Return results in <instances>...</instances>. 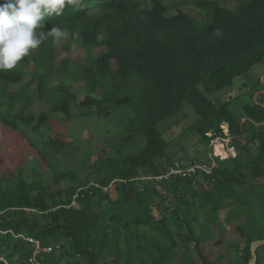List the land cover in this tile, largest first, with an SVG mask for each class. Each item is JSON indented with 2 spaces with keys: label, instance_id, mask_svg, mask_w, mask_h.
Instances as JSON below:
<instances>
[{
  "label": "trees",
  "instance_id": "16d2710c",
  "mask_svg": "<svg viewBox=\"0 0 264 264\" xmlns=\"http://www.w3.org/2000/svg\"><path fill=\"white\" fill-rule=\"evenodd\" d=\"M192 4L202 20L180 10L168 14L164 0H82L37 30L68 32L71 43L84 50L82 66L62 59L56 67L53 36H47L14 69L0 72V120L14 131L21 128V135L29 133L27 143L44 160L66 153L59 136L43 131L51 130L55 116L109 119L123 111L108 130L117 138L113 154L98 155L89 167L85 162L84 181L70 169L54 173L55 183L70 185L52 192L42 177L28 179L19 168L8 178L0 175V258L6 264H26L32 257L34 245L26 238L40 248L60 245L36 254L40 264L249 262L250 243L264 239V75L259 74L264 0H238L231 10L222 0ZM97 6L101 13L91 15ZM99 47L104 51L93 58ZM25 68H30L28 81L21 83ZM78 74L76 82H82L74 88ZM56 75L62 79L50 86ZM236 78L243 94L218 100ZM16 84L19 88L10 91ZM37 102H45L46 111L35 115L31 107ZM184 107L195 114L189 129L205 147L224 137L221 126L227 125L236 157L216 158L208 174L142 180L163 175L179 158L209 163L189 153L179 158L166 153L161 125ZM131 143L141 146L127 153ZM112 182L115 197L103 190ZM223 242V254L210 259L205 247ZM256 264H264V246Z\"/></svg>",
  "mask_w": 264,
  "mask_h": 264
},
{
  "label": "rangeland",
  "instance_id": "374dc122",
  "mask_svg": "<svg viewBox=\"0 0 264 264\" xmlns=\"http://www.w3.org/2000/svg\"><path fill=\"white\" fill-rule=\"evenodd\" d=\"M164 2L168 8V14H174L180 10L191 14L197 20H202V14L193 6L192 0H164ZM237 2L238 0H222V5L224 8L231 10L234 9ZM89 13L93 16H97L101 13V10L97 6L92 8ZM64 32L66 34L64 38L57 40L53 37L52 40L51 49L53 52L54 65L58 67L59 62L62 59H67L77 67L82 66L85 62L84 50L71 43L68 32ZM68 45L69 48H64ZM103 51V47L93 49L92 57L95 58ZM110 65L112 68L116 67L113 61H111ZM24 73L25 77L21 83L28 81L30 68H25ZM80 77L81 74H78L75 80L71 81L74 88L81 84V80L80 82H76L77 80L79 81ZM61 79V75H56L53 79L48 81V84L52 86L55 82H58ZM239 80L240 78L233 80L235 85L232 90L229 89L230 92L226 91L219 94L218 100L227 99L228 94H230V96L241 94L242 91L239 90V84L236 83L239 82ZM20 84L11 85L9 90H17ZM32 92V89H29L28 94H31ZM77 98L78 100H81L83 96L80 94ZM255 98L256 97L254 96V99ZM242 102L243 100L239 101L240 104ZM240 104H234L233 109L239 112ZM18 108L19 106H16L15 109ZM71 110L73 114L78 113L74 107H72ZM45 111V102H37L31 107V112L35 115ZM125 111H127V114L129 113L128 109ZM122 112L123 111L114 113L109 119L99 118L100 120L94 116L78 118L72 117L66 120H62L60 116H55L49 122V129L51 130L43 131L45 135L49 134L53 137L59 136L66 145V153L61 157L47 155L45 160L44 158L41 159V157H39L27 143L26 137H31L29 133L25 134L26 136L21 135V128L14 131L5 126L0 120V175L8 178L19 168L28 179L31 176L42 177L44 182L50 185V191L52 192L63 190L70 185V183L66 180L61 181L60 183H55L53 181L54 173H61L70 169L74 171L79 181H84L87 170V166L83 165L85 162L89 167V164L93 162L98 155H105L107 153L113 154V150H115L117 145V138L115 135L108 134V130L110 128H114L113 126H115L114 124L118 122V118L122 116ZM195 120V114L191 111V109L184 107L179 114L161 125L160 131L165 140L168 142L166 152L168 156L179 158L183 155V153H189V157L198 161H205L206 159L210 161L209 156L212 150V140L205 147L201 143L198 136L189 129V126ZM221 130L224 136L225 133L228 134L227 125L223 124L221 126ZM224 140L227 141V138L224 137ZM140 146L141 144L138 145L136 143H131L125 151L127 153H134L140 148ZM43 150L46 152L44 146ZM113 189L114 187L108 189L110 190L109 195L112 197L115 194V190ZM73 206L77 207L76 204H73ZM224 237L234 241L233 235L231 236L227 234ZM221 240L223 241V237ZM225 244L226 243L223 242L219 247L209 245L205 247L204 250L207 251L210 259H213L223 254L225 251ZM105 258L106 257L103 256L101 260H104Z\"/></svg>",
  "mask_w": 264,
  "mask_h": 264
},
{
  "label": "clouds",
  "instance_id": "9594fccd",
  "mask_svg": "<svg viewBox=\"0 0 264 264\" xmlns=\"http://www.w3.org/2000/svg\"><path fill=\"white\" fill-rule=\"evenodd\" d=\"M81 3L82 0H0V72L14 69L47 36L64 38L65 32L58 27L46 32L37 30L46 26L49 18Z\"/></svg>",
  "mask_w": 264,
  "mask_h": 264
},
{
  "label": "built area",
  "instance_id": "2783aa9c",
  "mask_svg": "<svg viewBox=\"0 0 264 264\" xmlns=\"http://www.w3.org/2000/svg\"><path fill=\"white\" fill-rule=\"evenodd\" d=\"M255 97H257V95H255ZM207 135L211 136L210 133H208ZM224 137L227 138V141L224 140ZM224 137H215L212 139L211 142L212 150L209 156L210 159L209 163H198L195 162L194 160L179 158L174 160L170 166L166 167V172L163 175L157 177L146 176V177H142L141 179L145 181L160 182L163 180H168L172 176L186 179V177H190L196 174L198 171L206 174L210 173L211 168L215 166L214 160L216 158L220 160H225V159H234L236 157L235 147L231 144L228 134L225 133ZM217 147L220 148L221 152L216 151ZM111 187H114L113 182L109 185L108 188L103 190H108ZM113 190H115V187ZM108 191L110 192V190ZM26 240L32 242L34 245L33 255L30 259H28L26 264H40L35 257L36 254L40 252L49 254L52 252V250H60L59 244L45 248H40L39 243L37 241H34L30 238H26ZM0 260L6 264V261L4 259L0 258Z\"/></svg>",
  "mask_w": 264,
  "mask_h": 264
},
{
  "label": "water",
  "instance_id": "95a60500",
  "mask_svg": "<svg viewBox=\"0 0 264 264\" xmlns=\"http://www.w3.org/2000/svg\"><path fill=\"white\" fill-rule=\"evenodd\" d=\"M262 246H264V239L254 240L250 243L249 251L251 258L247 264H256L257 250Z\"/></svg>",
  "mask_w": 264,
  "mask_h": 264
},
{
  "label": "crops",
  "instance_id": "0c3cea01",
  "mask_svg": "<svg viewBox=\"0 0 264 264\" xmlns=\"http://www.w3.org/2000/svg\"><path fill=\"white\" fill-rule=\"evenodd\" d=\"M259 74H260L261 76H262V75H264V71L260 72ZM260 80H262V77H261V79H260ZM113 197H115V194H114V196H113Z\"/></svg>",
  "mask_w": 264,
  "mask_h": 264
},
{
  "label": "bare ground",
  "instance_id": "6f19581e",
  "mask_svg": "<svg viewBox=\"0 0 264 264\" xmlns=\"http://www.w3.org/2000/svg\"><path fill=\"white\" fill-rule=\"evenodd\" d=\"M216 151H217V152H221L219 147L216 148Z\"/></svg>",
  "mask_w": 264,
  "mask_h": 264
}]
</instances>
